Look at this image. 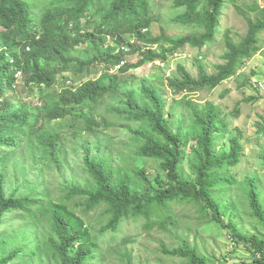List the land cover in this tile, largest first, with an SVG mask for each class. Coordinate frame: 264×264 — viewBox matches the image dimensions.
I'll return each instance as SVG.
<instances>
[{"label":"trees","instance_id":"trees-1","mask_svg":"<svg viewBox=\"0 0 264 264\" xmlns=\"http://www.w3.org/2000/svg\"><path fill=\"white\" fill-rule=\"evenodd\" d=\"M167 1L178 11L177 22L197 30L177 38L151 36L160 13L156 0H0V264H98L104 241L116 239L128 223L146 233L178 227L180 204H191L236 244H248L249 259L210 261L184 237L171 248L161 243L163 255L186 264H264V234L247 235L228 221L245 209L264 224L258 178L237 177L244 156L240 131L225 145L220 107L190 97L240 74L261 50L264 14L248 19L260 9L256 0L247 10L237 7L247 19L246 33L237 42L224 32L226 51L213 73L198 57L196 76L177 63L176 73L164 78L175 97L166 109L157 84L133 71L146 62L166 64L186 45L201 49L212 42L224 9L236 0ZM161 42L169 47L152 48ZM136 54L134 63L111 71ZM99 69L103 74L91 77ZM130 70L131 82L123 76ZM119 119L133 146L103 134ZM67 136L73 153L81 152L85 177L81 183L64 179L54 191L45 176L65 167ZM100 136L104 147L123 144L121 152L104 155ZM136 158L155 164L153 179L151 165L134 166ZM260 159L264 166V148ZM134 239L123 235L119 246Z\"/></svg>","mask_w":264,"mask_h":264},{"label":"rangeland","instance_id":"rangeland-1","mask_svg":"<svg viewBox=\"0 0 264 264\" xmlns=\"http://www.w3.org/2000/svg\"><path fill=\"white\" fill-rule=\"evenodd\" d=\"M159 5L158 19L150 26L149 33L151 36L165 34L170 38H177L184 34L196 31V27L191 24H183L174 19L177 10H173L169 6L167 0H156ZM260 9L256 12L247 14L248 19H253L259 13L264 14V0H256ZM252 0H236L235 3H229L223 11L221 19V27L212 42L206 43L201 49L186 45L180 54L173 55L169 62L159 67L145 69L140 67L133 71L136 77H146L157 84L160 94L166 99V109L175 98L170 89L166 86V79L171 74L176 73L177 63L184 64L190 73L197 75V70L193 66L194 58L198 57L209 73L215 71V65L223 62L221 56L225 53L223 35L226 30L229 31L231 37L235 41H239L247 30V19L239 14L237 7L246 9ZM263 7V8H262ZM247 10V9H246ZM198 31L200 29L198 28ZM110 43L111 40L107 39ZM261 50L247 60L246 64L240 71V74L226 79L220 85L213 89L205 88L193 92L190 97L195 102L202 104L206 101H211L222 110L223 116L227 122V133L225 134L224 144L227 145L226 137L237 133V129L241 134V142L243 144V159L240 166L236 169L238 179H242L245 175H256L257 183L261 192H264V166L260 159V153L264 148V31L260 33ZM161 47H169L168 43L161 42L153 45L152 48L159 50ZM138 54L128 57L125 64L134 63L138 59ZM201 56V58H199ZM152 68V69H151ZM117 70L115 66L111 71ZM110 71V72H111ZM103 69L93 71L91 77H100ZM132 70L123 76L130 80H134L131 76ZM246 79L247 82L243 86L239 83ZM262 84V87L259 85ZM21 89V86L19 87ZM181 96H178L180 98ZM177 98V99H178ZM254 98V99H250ZM108 104V102L106 101ZM106 103L101 104L99 110L103 111ZM237 111V115L233 113ZM106 118L117 120L118 117L104 113ZM168 115V114H167ZM125 121L118 120L119 126H113L103 131L107 137H113L115 141L125 140L128 146H133L130 142V134L120 127ZM102 134V135H103ZM101 137V136H100ZM89 143L92 146L95 143V137L89 138ZM107 141L101 137V150L104 155L115 154L121 152L123 144L116 143L107 148L104 147ZM63 146L66 153L65 167L60 170H50L45 179L51 184L54 191L59 190V185L64 179L81 183L85 177L81 167L80 150L73 153L72 138L67 136L63 141ZM90 153H95V149L90 148ZM131 155V153L129 154ZM150 160L136 158L134 166L142 167L151 165L152 173L149 177L153 179L155 164H151ZM183 174L189 173L187 163H182L181 168ZM185 175V174H184ZM264 199V197H261ZM176 212L181 220L180 225L168 232L152 230L146 233L142 229L135 230L136 224L128 223L123 226L124 230L114 240H105L102 244L105 251L104 261L98 264H186V262L177 257H168L160 252V244L163 243L168 248L180 245L178 237H184L190 244L196 246L197 251L205 255L210 261H226L238 258L242 260L249 259L248 244H236L230 236L219 225L212 222H207L206 219L200 218V213L191 204H180L176 208ZM230 225L237 226L239 230L247 235L256 234L261 236L264 234V224L255 218H251L248 210H243L242 215L235 219L228 220ZM123 235H133L135 239L126 245L119 246L120 238ZM123 253L129 255V260Z\"/></svg>","mask_w":264,"mask_h":264},{"label":"built area","instance_id":"built-area-1","mask_svg":"<svg viewBox=\"0 0 264 264\" xmlns=\"http://www.w3.org/2000/svg\"><path fill=\"white\" fill-rule=\"evenodd\" d=\"M124 64H125V61H121L120 64L117 66V68H119L121 65H124ZM160 65H163V63H161L159 61L146 62L145 68L149 69L152 66L155 67V66H160ZM259 85L262 87L261 83H259Z\"/></svg>","mask_w":264,"mask_h":264},{"label":"clouds","instance_id":"clouds-1","mask_svg":"<svg viewBox=\"0 0 264 264\" xmlns=\"http://www.w3.org/2000/svg\"><path fill=\"white\" fill-rule=\"evenodd\" d=\"M125 52H128V50H127V48L125 47ZM126 62V61H125ZM146 64V63H145ZM144 64V65H145ZM144 65L143 66H141V67H144ZM116 66H118V65H116ZM155 67H159V66H155ZM155 67H153V68H155ZM145 68V67H144ZM146 69V68H145ZM152 69V68H151Z\"/></svg>","mask_w":264,"mask_h":264}]
</instances>
